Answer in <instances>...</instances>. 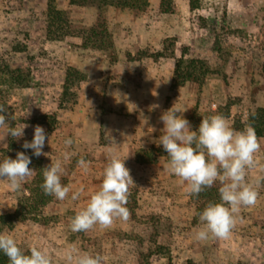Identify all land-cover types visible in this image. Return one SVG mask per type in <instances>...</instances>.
<instances>
[{"label": "rangeland", "instance_id": "rangeland-1", "mask_svg": "<svg viewBox=\"0 0 264 264\" xmlns=\"http://www.w3.org/2000/svg\"><path fill=\"white\" fill-rule=\"evenodd\" d=\"M48 1L0 0V105L6 107L0 114L8 118L0 127V161L15 153L9 127L28 125L16 139L24 143L33 140L40 125L47 134L43 152L49 155L39 156L45 167L60 160L62 183L84 192L77 200L71 192L64 201L50 196L36 218L3 232L24 251L29 246L47 251L52 264H66L68 252L100 255L103 264H142L144 253H152L151 264H264V137H258L257 164L246 177L258 201L236 214L227 240L195 238L203 210L168 170L167 153L155 143L164 127L160 116L174 105L194 131L203 116L213 114H223L242 130L245 114L264 107V0H199L194 10L189 0H171L165 5L169 12L161 10V0H149L144 11L53 0L63 11L55 25L62 27V39L47 36ZM92 27L98 36L89 33ZM156 51L165 56H147L148 64H142V55ZM182 57L202 61L207 71L200 82L173 86ZM69 138L73 143L66 145ZM113 155L128 157L125 166L134 181L129 220L73 233L71 218L99 190ZM81 157L89 162L87 171L77 167ZM34 176L17 190L0 179V214L15 210ZM214 186L219 191L222 185Z\"/></svg>", "mask_w": 264, "mask_h": 264}, {"label": "clouds", "instance_id": "clouds-1", "mask_svg": "<svg viewBox=\"0 0 264 264\" xmlns=\"http://www.w3.org/2000/svg\"><path fill=\"white\" fill-rule=\"evenodd\" d=\"M5 111L6 107L0 105V113ZM183 113L175 105L162 113L160 120L164 127L155 143L158 147L163 146L168 157V170L186 185L188 195L199 196L217 182L222 185L219 188L221 202H209L199 213L200 227L195 238L199 241L210 238L227 240L236 225V214L241 208L255 206L258 201V192L247 183L246 177L248 170L257 164L260 139L251 124L245 123L242 130H235L223 114L203 116L198 131H194ZM247 118L248 114H245L244 119ZM7 119L0 114V127H5ZM11 119L15 120V116H11ZM26 127V124L9 127L8 136L19 140L24 136ZM46 138L45 129L36 125L33 140L25 141L23 148L32 149L37 157L47 156L49 154L43 152ZM50 141L51 137L48 138ZM64 143L71 145L73 140L69 138ZM126 159L117 155L111 157L103 171L99 190L91 194L86 207L71 218L70 229L73 233H87L97 225L108 229L117 219L129 220L131 213L127 204L134 181L125 166ZM30 164L31 158L25 152H18L15 159L7 157L0 161V179L6 180L12 189L17 190L33 176L35 170L29 167ZM77 167L87 171L89 162L81 157ZM64 171L60 160H52L42 169L41 188L45 195L58 201L69 198L70 192L71 199L77 200L84 189L81 187L73 191L71 184H63ZM0 252L8 258L9 264H52L47 251L36 246H29L30 254H26L7 230L0 232ZM65 260L66 264H103L102 256L88 253L74 255L68 252Z\"/></svg>", "mask_w": 264, "mask_h": 264}, {"label": "trees", "instance_id": "trees-1", "mask_svg": "<svg viewBox=\"0 0 264 264\" xmlns=\"http://www.w3.org/2000/svg\"><path fill=\"white\" fill-rule=\"evenodd\" d=\"M95 1L99 7L105 6H116L121 8H128L132 10L144 11L149 6V0H92ZM171 0H161L160 7L163 12L171 11V7H166V2ZM189 5L191 10H194L199 7V0H189ZM48 31L47 36L49 39H62L63 35L60 30L62 27H57L55 25L61 19H63V11L57 9L53 5V0L48 1ZM225 22V21H224ZM228 29V28H227ZM89 33L98 36V32L94 30V27L88 29ZM60 33H57L59 32ZM233 33V31H229ZM103 36V35H102ZM106 37V36H104ZM100 40L103 42V38ZM264 39V32H263ZM220 40V39H219ZM218 42V40H217ZM261 48L264 57V41L261 43ZM151 57L154 60H158L160 57H164L165 54L163 51H156L150 54L142 55ZM204 69L205 71H197V68ZM73 68H70L67 72L66 79L70 78V75L73 73ZM206 68L202 61L198 59H188L185 60L183 57L179 58L176 61L174 76H173V86L183 85L186 81H201L203 76L206 74ZM263 71H264V62H263ZM79 72V71H77ZM17 84L22 85L23 83L16 81ZM69 87H67L68 89ZM248 124L255 129V132L258 137H264V107H257L255 110L251 111L248 116ZM11 148L15 149V153L11 155L10 158L15 159L18 152H25L31 158L30 168L35 170L34 178L26 184L25 191L21 193L17 200V206L13 212L0 214V232H3L4 229H11L14 227L15 223L18 221H26L30 218H36V212L43 207L49 200L50 196L45 195L41 188L43 183L42 169L45 167L42 158L37 157L33 154L32 149H24L22 142L18 143L16 139L10 140ZM199 204V208L203 210L209 202H215L219 196V191L213 186L211 189H208L199 194V196H192ZM217 197V198H215ZM159 249L162 247H158ZM158 250V249H157ZM158 252V251H157ZM26 254H30L28 251H25ZM155 253V252H154ZM152 253H144L142 255V264H151ZM0 264H9L8 258L0 252ZM188 264H191L189 261Z\"/></svg>", "mask_w": 264, "mask_h": 264}, {"label": "crops", "instance_id": "crops-1", "mask_svg": "<svg viewBox=\"0 0 264 264\" xmlns=\"http://www.w3.org/2000/svg\"><path fill=\"white\" fill-rule=\"evenodd\" d=\"M127 46L129 45L131 48H134V49H136V48H139L140 47V43H125ZM154 60V59H153ZM141 62H142V64H148V57H144V58H142L141 59ZM157 61H154V63H156ZM78 67H80L81 68V70L83 71V72H86V70H85V66L83 67V66H78ZM145 72H146V70L145 69H143V75L145 74Z\"/></svg>", "mask_w": 264, "mask_h": 264}]
</instances>
